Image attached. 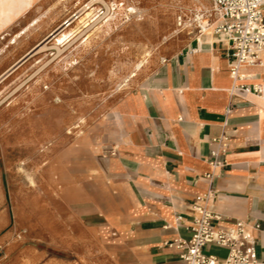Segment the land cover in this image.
<instances>
[{
  "label": "rangeland",
  "instance_id": "obj_1",
  "mask_svg": "<svg viewBox=\"0 0 264 264\" xmlns=\"http://www.w3.org/2000/svg\"><path fill=\"white\" fill-rule=\"evenodd\" d=\"M90 1L42 0L0 33V264L126 263L76 216L92 197L80 173L94 130L199 36V21H218L211 0H101L46 42Z\"/></svg>",
  "mask_w": 264,
  "mask_h": 264
},
{
  "label": "crops",
  "instance_id": "obj_2",
  "mask_svg": "<svg viewBox=\"0 0 264 264\" xmlns=\"http://www.w3.org/2000/svg\"><path fill=\"white\" fill-rule=\"evenodd\" d=\"M11 2L17 14L0 33L34 18L42 0H29L22 10L19 0ZM215 24L162 62L110 110L108 124L94 130L91 164L80 173L90 180L92 197L77 201L76 216L123 253L125 264H184L166 243L190 238L189 205L207 189L211 140L222 131L225 166L212 183L216 225L258 224L252 233L257 259L264 262V94L231 92L229 47L213 32ZM242 73L244 85L264 89V53ZM204 252L221 260L226 255L215 246Z\"/></svg>",
  "mask_w": 264,
  "mask_h": 264
},
{
  "label": "built area",
  "instance_id": "obj_3",
  "mask_svg": "<svg viewBox=\"0 0 264 264\" xmlns=\"http://www.w3.org/2000/svg\"><path fill=\"white\" fill-rule=\"evenodd\" d=\"M211 1L214 13L220 19V22L214 23L213 32L222 36L229 47L231 92L240 90L262 96V87L249 88L242 83L245 78L242 68L258 65L264 53V0ZM202 32L204 29L200 26L198 33ZM229 112L230 108L226 114ZM211 141L215 148L208 156L210 172L204 175L207 189L189 205L193 214L187 227L190 238L174 239L166 243V247L177 251L184 264H264L257 259L256 240L252 233L260 229L258 224L237 221L230 228L216 225L220 218L212 210V200L216 196L212 183L215 172L225 166L222 156L227 151V136L222 131ZM182 220L181 216L176 217L177 223H182ZM207 246L225 249V257L221 260L206 254L204 249Z\"/></svg>",
  "mask_w": 264,
  "mask_h": 264
},
{
  "label": "bare ground",
  "instance_id": "obj_4",
  "mask_svg": "<svg viewBox=\"0 0 264 264\" xmlns=\"http://www.w3.org/2000/svg\"><path fill=\"white\" fill-rule=\"evenodd\" d=\"M97 1H101V0H91L88 4H86L83 8H81L75 15H73L72 17H70L69 19H67L56 30H54L53 32L56 33L55 34V33L52 32L53 34H55L52 37V40H54V43L55 44L56 43H60L63 39H65L69 35L67 32H65V29L68 28L75 19L79 18L81 12H83L85 9H89ZM7 5H8L7 0H0V23H4V22H7V21H10L12 14H17V12L8 13L7 12V10H8ZM199 23H200V26L203 27L204 32H206L207 30H209L208 28H205V26H207V25L209 27L212 26V24H209V23H207L205 21H199ZM46 41H47V39H46ZM44 47H45V44L38 46L37 49H42ZM137 67H139V65H137Z\"/></svg>",
  "mask_w": 264,
  "mask_h": 264
},
{
  "label": "water",
  "instance_id": "obj_5",
  "mask_svg": "<svg viewBox=\"0 0 264 264\" xmlns=\"http://www.w3.org/2000/svg\"><path fill=\"white\" fill-rule=\"evenodd\" d=\"M53 33H55V32H53ZM53 33H51L46 39H47V41H49V40H51L52 39V37L56 34H53ZM46 41V42H47ZM35 49V48H34ZM33 50H31L27 55H26V57L20 62V64H22L26 59H28L31 55H33ZM19 64V65H20Z\"/></svg>",
  "mask_w": 264,
  "mask_h": 264
}]
</instances>
